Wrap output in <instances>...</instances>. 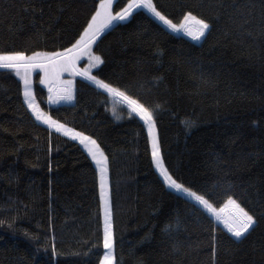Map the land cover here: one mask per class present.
I'll use <instances>...</instances> for the list:
<instances>
[{"label": "trees", "instance_id": "trees-1", "mask_svg": "<svg viewBox=\"0 0 264 264\" xmlns=\"http://www.w3.org/2000/svg\"><path fill=\"white\" fill-rule=\"evenodd\" d=\"M155 2L174 22L192 11L210 31L196 41L139 9L100 35L94 51L105 62L93 75L159 105L165 163L217 208L225 193L236 198L257 221L245 237L163 183L147 127L122 100L76 76L75 99L49 103L40 72L36 99L109 156L117 264H264V0ZM97 5L0 0V50L69 47ZM23 88L0 68V264H100L108 250L96 165L79 141L35 118Z\"/></svg>", "mask_w": 264, "mask_h": 264}, {"label": "snow or ice", "instance_id": "snow-or-ice-1", "mask_svg": "<svg viewBox=\"0 0 264 264\" xmlns=\"http://www.w3.org/2000/svg\"><path fill=\"white\" fill-rule=\"evenodd\" d=\"M113 4L114 0H98L94 14L91 15L86 26L83 27L79 38L69 47L56 51L35 49L0 50V68L14 70L16 75L21 77L24 84V102L31 109L35 118L43 121L44 124L55 129L56 132L63 133L65 136L79 141L91 159L95 161L99 173V191L103 206V247L108 250L100 264H117L114 252L115 233L111 186L109 183V156L101 143L92 135H87L84 131H78L74 127H69L67 123L53 119L51 115L39 108L32 92L30 79V73L36 69H41L44 73L42 82L49 84V101L52 103H59L61 100L70 102L75 99L73 81L61 79L64 73L86 77L114 98L122 100L131 113L138 115L147 127V133L151 141V158L162 177L163 183L175 192L185 194L188 198L198 202L203 209L214 215L217 221H222L227 232L231 233L234 238L245 237V234L254 228L257 221L256 217L243 207L236 198L225 193L226 199L223 205L217 208L209 198L212 195L211 193H202L199 190H194L192 186L186 185L165 163L155 117V108H158L159 105L153 106L147 102H142L135 95H130L127 90H123L121 87L92 73V69L105 62L101 55H97L93 51V46L100 35L116 22L128 20L139 9H146L173 32L183 31L196 41L205 37L206 33L210 31L209 22L194 15L192 11L184 14L180 22H174L164 11L158 8L155 0H127L126 6L119 11L113 10ZM83 57L88 59V65L85 68L80 67V61ZM185 126L190 128L192 122L185 121ZM217 248L218 241L213 237L212 251L214 254Z\"/></svg>", "mask_w": 264, "mask_h": 264}, {"label": "crops", "instance_id": "crops-1", "mask_svg": "<svg viewBox=\"0 0 264 264\" xmlns=\"http://www.w3.org/2000/svg\"><path fill=\"white\" fill-rule=\"evenodd\" d=\"M93 50H94V46H93ZM88 61V59H87V57H83L82 59H81V61H80V63H86ZM95 69H93V71H94ZM93 71H92V73H93ZM37 72H40L41 73V77L43 78V76H44V73H43V71L41 70V69H36V70H34V71H32L31 73H30V79H31V84H32V92H33V94H34V96H35V90H34V77H35V75L37 74ZM20 77V76H19ZM72 77H76V76H73L71 73H64L63 75H62V77H61V79H64L65 81H68V80H70ZM21 78V77H20ZM23 81V80H22ZM23 87H24V84H23ZM53 87H55V85L53 86ZM35 101H36V103H37V105L39 106V108L41 109V107H40V105H39V103H38V101H37V99H36V96H35ZM48 101H49V96H48ZM49 103H52L51 101H49Z\"/></svg>", "mask_w": 264, "mask_h": 264}, {"label": "rangeland", "instance_id": "rangeland-1", "mask_svg": "<svg viewBox=\"0 0 264 264\" xmlns=\"http://www.w3.org/2000/svg\"><path fill=\"white\" fill-rule=\"evenodd\" d=\"M115 1L116 0H114V3H115ZM113 6H114V4H113ZM113 10H114V8H113ZM181 32H183V31H181ZM184 33V32H183ZM186 34V33H185ZM187 35V34H186ZM94 51V50H93ZM95 52V51H94ZM98 55V54H97ZM87 65H88V61L86 62V63H80V67L81 68H85V67H87ZM100 66V65H99ZM94 69H96V68H94ZM92 71H93V69H92ZM64 80V79H63ZM71 80V79H70ZM65 81V80H64ZM49 85V84H48ZM54 86V85H53ZM119 99V98H118ZM42 109V108H41ZM43 110V109H42ZM43 112H45L44 110H43ZM46 113V112H45ZM48 114V113H47ZM43 122V121H42ZM55 130V129H54ZM94 163H95V161H94ZM96 165V164H95ZM110 183V182H109ZM103 207V206H102ZM214 216V215H213ZM217 221V220H216ZM218 223H220V224H222L223 225V223H222V221H217Z\"/></svg>", "mask_w": 264, "mask_h": 264}, {"label": "water", "instance_id": "water-1", "mask_svg": "<svg viewBox=\"0 0 264 264\" xmlns=\"http://www.w3.org/2000/svg\"><path fill=\"white\" fill-rule=\"evenodd\" d=\"M185 195V194H184Z\"/></svg>", "mask_w": 264, "mask_h": 264}]
</instances>
